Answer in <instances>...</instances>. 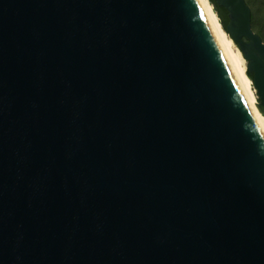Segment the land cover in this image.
Here are the masks:
<instances>
[{
    "label": "water",
    "instance_id": "95a60500",
    "mask_svg": "<svg viewBox=\"0 0 264 264\" xmlns=\"http://www.w3.org/2000/svg\"><path fill=\"white\" fill-rule=\"evenodd\" d=\"M0 264H264V124L204 0H0Z\"/></svg>",
    "mask_w": 264,
    "mask_h": 264
},
{
    "label": "bare ground",
    "instance_id": "6f19581e",
    "mask_svg": "<svg viewBox=\"0 0 264 264\" xmlns=\"http://www.w3.org/2000/svg\"><path fill=\"white\" fill-rule=\"evenodd\" d=\"M205 5L208 9V13L210 14V18L218 32V35L220 39L222 40L224 47L233 63L234 69L236 71L237 76L241 80V83L248 94L253 106L255 107L259 117L261 118L263 124H264V115L259 110L257 104L258 101L255 97V93L252 87V82L247 76L245 69H246V61L242 55V52L239 50L237 46H235V43L232 41L231 37L224 32L222 29V26L218 20V17L216 13L214 12L212 5L209 3L208 0H204Z\"/></svg>",
    "mask_w": 264,
    "mask_h": 264
},
{
    "label": "rangeland",
    "instance_id": "374dc122",
    "mask_svg": "<svg viewBox=\"0 0 264 264\" xmlns=\"http://www.w3.org/2000/svg\"><path fill=\"white\" fill-rule=\"evenodd\" d=\"M249 1H250V4H247L246 2L245 3L247 4V6L250 9V18H251V11L253 10L254 13H255V24L253 26L251 25V28L253 29L254 32H256V30L259 31V32H261L262 40L264 41V0H249ZM212 8H213V5H212ZM218 20H219V18H218ZM250 24H251V21H250ZM245 71H246V69H245ZM251 85L253 87V90H254V93H255V97H256V99L258 101V96L256 94L255 88H254L253 84H251Z\"/></svg>",
    "mask_w": 264,
    "mask_h": 264
},
{
    "label": "trees",
    "instance_id": "16d2710c",
    "mask_svg": "<svg viewBox=\"0 0 264 264\" xmlns=\"http://www.w3.org/2000/svg\"><path fill=\"white\" fill-rule=\"evenodd\" d=\"M209 2L213 5V10L216 12V14L219 18V22L222 25V28L225 30V25L228 22L226 10L223 7L216 5L214 3V0H209ZM245 2L247 4H250L249 0H245ZM250 21H251V25L253 26L255 24V13L253 10L251 11ZM256 33L262 38L261 32L256 30ZM245 72H246L247 76L249 77V79L252 81V79H253L252 73L248 72L247 70Z\"/></svg>",
    "mask_w": 264,
    "mask_h": 264
}]
</instances>
